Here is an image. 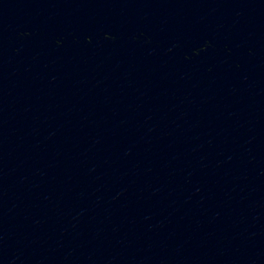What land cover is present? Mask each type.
Instances as JSON below:
<instances>
[{"label": "water", "instance_id": "1", "mask_svg": "<svg viewBox=\"0 0 264 264\" xmlns=\"http://www.w3.org/2000/svg\"><path fill=\"white\" fill-rule=\"evenodd\" d=\"M0 240L264 264V0H0Z\"/></svg>", "mask_w": 264, "mask_h": 264}]
</instances>
